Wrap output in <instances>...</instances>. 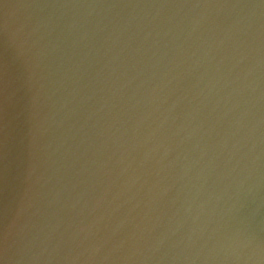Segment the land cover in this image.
<instances>
[{
    "label": "water",
    "instance_id": "95a60500",
    "mask_svg": "<svg viewBox=\"0 0 264 264\" xmlns=\"http://www.w3.org/2000/svg\"><path fill=\"white\" fill-rule=\"evenodd\" d=\"M0 264H264V0H0Z\"/></svg>",
    "mask_w": 264,
    "mask_h": 264
}]
</instances>
